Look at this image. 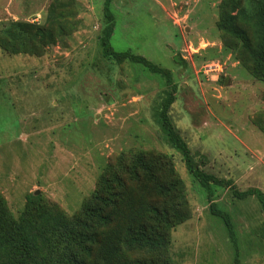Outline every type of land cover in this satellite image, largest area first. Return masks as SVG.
Masks as SVG:
<instances>
[{
	"label": "rangeland",
	"instance_id": "1",
	"mask_svg": "<svg viewBox=\"0 0 264 264\" xmlns=\"http://www.w3.org/2000/svg\"><path fill=\"white\" fill-rule=\"evenodd\" d=\"M103 1L0 0V31L12 29L11 22L42 31L23 33V50L0 45V205L15 220L26 197L39 195L52 216L64 217L59 223L74 227L72 217L101 175L117 173L135 190L137 182L125 178L142 157L173 190L141 201L173 207L183 218L167 231L163 249L134 255L158 264H264V212L253 195H237L253 188L264 194V30L227 28L223 11L236 17L229 25L244 26L237 7L245 0L234 9L229 0L110 3L112 50L168 70L174 86L168 118L191 163L218 181L209 182L208 194L160 125L164 78L102 56ZM258 4L264 21V0ZM137 191L130 200H139ZM210 203L228 214L233 242ZM49 219L56 218L42 221ZM93 225L100 233L111 229ZM45 248L36 238L39 262L48 259ZM103 256L94 243L84 264Z\"/></svg>",
	"mask_w": 264,
	"mask_h": 264
},
{
	"label": "trees",
	"instance_id": "2",
	"mask_svg": "<svg viewBox=\"0 0 264 264\" xmlns=\"http://www.w3.org/2000/svg\"><path fill=\"white\" fill-rule=\"evenodd\" d=\"M111 1L104 0L102 4L104 23L100 29L99 37L102 56L112 57L117 62L127 60L139 63L148 72L164 78L169 88L161 101L158 115L160 125L170 145L180 152L189 175L210 194L209 182L217 183L218 181L191 163L186 144L171 127L167 111L173 100L174 86L168 70L150 62L142 55L133 54L127 50L114 51L110 47L108 40L113 31ZM229 1L232 2L230 9H234L238 5L237 0ZM258 1L245 0L243 6L237 7L239 18H243L245 22L242 27L229 25L231 20L236 17H229L230 14L223 11L221 16L225 17L227 28L240 30L238 34H241L247 25L264 30L263 12L260 11L262 7L259 6ZM10 24L12 29L9 27L0 31V35L3 36L0 38V45L11 52L24 49L27 40L23 33L34 31V34H42L41 30L32 28L28 23L11 22ZM237 24L238 21H236ZM260 33L264 35V32ZM10 41L11 44L8 47ZM180 64H183L182 60H180ZM141 160L142 157H138V162L128 168L129 178H125V180L137 182L135 190H138V194L135 198L139 200H130V194L135 190L129 189L130 186L125 188L124 180L117 173L109 171L108 174L99 177L98 185L90 194V198L82 203L80 214L72 217L78 218L75 220L74 227L59 223L57 218L64 217L55 214L52 216L51 212L41 204L39 195L30 194L26 197L23 209L15 220L11 219L0 205V264H84V260L89 258L91 245L94 243L101 244L103 258L106 260L99 262L95 257L94 260L90 259L86 264H158L155 259L139 258L134 254L141 250L154 252L163 249L167 244V231L178 223L183 215L173 207H155L141 201L142 197H145L144 194L166 195L171 194L173 190V186L170 188L169 184L161 181L164 179L158 178V175H152V168L148 166L147 160L146 162ZM152 160L155 161V158ZM109 183H113L114 186ZM172 183L179 186L180 181L173 180ZM237 195L242 197L253 195L259 203L260 210L264 212V194L259 189H248ZM132 201H136V203L133 205ZM124 207L126 209L122 211ZM210 212L223 220L233 242L234 236L228 214L216 209L212 203H210ZM43 218L56 219H49L46 223L42 221ZM93 223L110 225L111 229L100 233ZM102 228L105 229L104 226ZM3 230L6 233L3 234ZM36 238H40L46 246L48 259L45 262H39L34 255ZM128 253H131L129 257Z\"/></svg>",
	"mask_w": 264,
	"mask_h": 264
},
{
	"label": "water",
	"instance_id": "3",
	"mask_svg": "<svg viewBox=\"0 0 264 264\" xmlns=\"http://www.w3.org/2000/svg\"><path fill=\"white\" fill-rule=\"evenodd\" d=\"M37 192H35V194H36Z\"/></svg>",
	"mask_w": 264,
	"mask_h": 264
}]
</instances>
